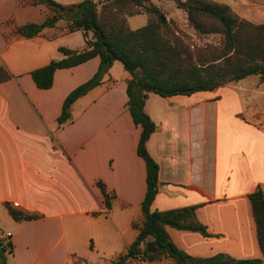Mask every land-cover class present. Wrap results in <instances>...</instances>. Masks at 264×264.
<instances>
[{
    "label": "crops",
    "instance_id": "1",
    "mask_svg": "<svg viewBox=\"0 0 264 264\" xmlns=\"http://www.w3.org/2000/svg\"><path fill=\"white\" fill-rule=\"evenodd\" d=\"M31 6L0 0V67L14 76L0 83V235L14 243L9 264H108L136 239L133 221L143 218L147 192V166L138 154L142 127L126 107L131 74L117 78L113 65L74 103L73 121L60 127L65 98L97 72L100 58L58 69L53 86L39 88L31 72L63 59L60 46L81 50L86 40L64 43L63 18L34 37L16 34L22 24L15 8ZM145 111L157 125L147 143L159 164L152 210L197 206L209 232L168 226L173 242L196 257L263 258L249 198L258 186L264 191L260 118L247 120L228 86L168 97L150 92ZM99 180L115 195L110 208ZM6 203L35 218L16 220ZM169 259L177 263L151 264Z\"/></svg>",
    "mask_w": 264,
    "mask_h": 264
},
{
    "label": "trees",
    "instance_id": "2",
    "mask_svg": "<svg viewBox=\"0 0 264 264\" xmlns=\"http://www.w3.org/2000/svg\"><path fill=\"white\" fill-rule=\"evenodd\" d=\"M20 6L43 5L48 16L42 23L29 22L17 25L14 32L25 37L39 35L46 27H54L66 16V31H83L85 48H59L64 54L61 60L31 72L33 80L41 89L54 84L58 69L70 68L95 57L100 58L97 72L86 82L77 86L65 98L59 126L73 121V105L82 96L103 82V78L115 61H120L131 74L127 93V109L136 125L142 127L138 154L147 166V192L142 202L143 218L134 220L133 227L139 230L127 252L112 264H127L130 259L141 258L147 263H158L167 258L176 264H261L263 258L239 259L226 253L210 257H196L180 249L171 239L168 226L180 230L197 231L208 236V228L196 215L197 206L170 210H152L158 193L159 164L150 154L147 143L157 125L145 111L148 93L162 96L191 95L199 91L215 90L239 82L250 75H259L264 81V23L256 24L239 17L230 5L214 0H174L186 11L190 25L201 35L221 34L222 46L192 45L175 27L166 13L149 0H102L101 7L95 0L61 3L56 0H16ZM144 8L149 14L148 22L133 29L129 16ZM10 23H14L11 19ZM90 32L94 36L90 37ZM14 76L5 67H0V83ZM97 185L105 195L108 208L115 195L109 194L106 184ZM253 214L257 224L259 245L264 255V191L258 186L250 193ZM10 214L18 221L33 219L12 204L6 203ZM14 253V243L0 235V264H9V254Z\"/></svg>",
    "mask_w": 264,
    "mask_h": 264
},
{
    "label": "rangeland",
    "instance_id": "3",
    "mask_svg": "<svg viewBox=\"0 0 264 264\" xmlns=\"http://www.w3.org/2000/svg\"><path fill=\"white\" fill-rule=\"evenodd\" d=\"M69 1V2H66ZM81 0H65L63 3H75ZM99 7H101L102 0H95ZM220 3L230 5L232 10L241 18L247 19L256 24L264 23V0H214ZM148 4H154L164 11L175 27L192 45H205L212 44L222 46L224 37L221 34H199L188 21V16L185 10L178 8L174 0H149ZM132 10L139 11V14L129 16L128 21L133 29L143 27L148 22L149 14L144 8H133ZM16 17L20 24H25L29 21L42 23L46 19L47 8L43 5H36L31 7H19L15 8ZM27 12H33L27 13ZM67 36L62 37L64 43H69L74 46H79L82 41L85 43V37L83 31L76 30L72 32L65 31ZM91 38L94 36L93 32H90ZM64 46V45H62ZM61 47V46H60ZM59 47V48H60ZM67 47V46H66ZM70 48V47H69ZM60 51V50H59ZM114 75L115 77H121V73L128 72L124 65L120 61H115ZM107 74V73H106ZM105 74V75H106ZM229 90L232 89L239 94L240 101L245 111V117L249 121H256L255 118H260L257 122L259 126L264 129V81H262L259 75H250L245 79L231 83L228 85ZM259 113L260 115H256ZM256 115V116H255ZM168 259V258H167ZM164 259L163 261H167ZM171 260V261H170ZM108 264L110 259L106 258ZM169 264H173L172 259H169ZM91 263V261H90ZM73 264H89L82 259H75ZM127 264H150L143 261L141 258L130 259Z\"/></svg>",
    "mask_w": 264,
    "mask_h": 264
},
{
    "label": "water",
    "instance_id": "4",
    "mask_svg": "<svg viewBox=\"0 0 264 264\" xmlns=\"http://www.w3.org/2000/svg\"><path fill=\"white\" fill-rule=\"evenodd\" d=\"M63 19H64V20H66V19H67V17H66V16H63Z\"/></svg>",
    "mask_w": 264,
    "mask_h": 264
}]
</instances>
